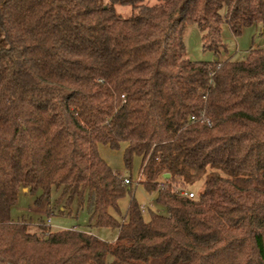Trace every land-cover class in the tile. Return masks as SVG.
Masks as SVG:
<instances>
[{
    "label": "trees",
    "instance_id": "1",
    "mask_svg": "<svg viewBox=\"0 0 264 264\" xmlns=\"http://www.w3.org/2000/svg\"><path fill=\"white\" fill-rule=\"evenodd\" d=\"M263 22L264 0H0V264H264V49L219 60L223 25ZM188 25L212 61L186 58ZM100 147L166 216L117 218L131 185ZM24 189L115 240L13 222Z\"/></svg>",
    "mask_w": 264,
    "mask_h": 264
},
{
    "label": "rangeland",
    "instance_id": "2",
    "mask_svg": "<svg viewBox=\"0 0 264 264\" xmlns=\"http://www.w3.org/2000/svg\"><path fill=\"white\" fill-rule=\"evenodd\" d=\"M101 1L105 2L106 0ZM156 2L157 0H144V3L148 5H153ZM115 10L123 17H129L132 14L129 6H116ZM221 41L226 47V52L220 54V61L228 58L234 61L245 60L250 50L264 49V22L243 28L237 36H234L228 27L223 25L221 27ZM183 42L187 59L197 62H209L213 60V53L203 49L201 33L195 25L187 26L183 36ZM101 156L124 179H131V192L126 191L124 196L118 201L120 216L117 218L119 220L125 216L131 198L142 208L145 221L149 219V211L166 216L165 209L154 202L155 195H149L141 185L135 184L137 177H139V160L135 159L132 163L131 170H128L124 167L121 150H106L104 152L101 150ZM202 182L203 180L190 186L188 192L197 195L201 191ZM24 190L19 191L17 201L11 208L10 218L13 222L24 221L30 226V230L33 232L40 223L46 225L48 222L51 230L75 228L79 231L90 232L104 242H112L115 240V230L91 227L89 225V216L85 207L77 210L75 206H72L71 209L64 210L63 214L59 213V210L63 207L62 203H55V200L59 197V192L52 190L50 200H43L40 204H36L35 201L41 193L37 191L32 194L28 191L24 192ZM48 203H50L52 208L50 214H47Z\"/></svg>",
    "mask_w": 264,
    "mask_h": 264
},
{
    "label": "built area",
    "instance_id": "3",
    "mask_svg": "<svg viewBox=\"0 0 264 264\" xmlns=\"http://www.w3.org/2000/svg\"><path fill=\"white\" fill-rule=\"evenodd\" d=\"M139 181H140V175H139V177H137V181L135 182V184H137ZM123 183L125 185H131V181L129 179H124ZM187 196L189 198H192L194 196V194L193 193H188ZM46 226H49V223L48 222L46 223Z\"/></svg>",
    "mask_w": 264,
    "mask_h": 264
},
{
    "label": "crops",
    "instance_id": "4",
    "mask_svg": "<svg viewBox=\"0 0 264 264\" xmlns=\"http://www.w3.org/2000/svg\"><path fill=\"white\" fill-rule=\"evenodd\" d=\"M101 150H102V152H104V151L109 150V149L106 148V147H100V148H99V154H100V156H101ZM101 158H102V156H101ZM24 192H27V190L24 191Z\"/></svg>",
    "mask_w": 264,
    "mask_h": 264
},
{
    "label": "water",
    "instance_id": "5",
    "mask_svg": "<svg viewBox=\"0 0 264 264\" xmlns=\"http://www.w3.org/2000/svg\"><path fill=\"white\" fill-rule=\"evenodd\" d=\"M164 178H168V175H165ZM24 191H26V190H24Z\"/></svg>",
    "mask_w": 264,
    "mask_h": 264
}]
</instances>
